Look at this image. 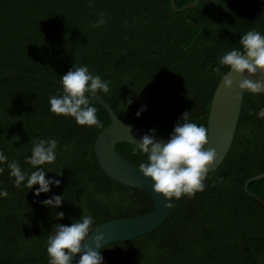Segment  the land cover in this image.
<instances>
[{
	"label": "trees",
	"instance_id": "trees-1",
	"mask_svg": "<svg viewBox=\"0 0 264 264\" xmlns=\"http://www.w3.org/2000/svg\"><path fill=\"white\" fill-rule=\"evenodd\" d=\"M100 12L107 23L93 28ZM253 28L264 33V0H200L182 12L171 0H0V77L21 71L60 82L73 65H87L109 82L110 92L97 96L119 118L167 139L185 111L208 128L221 80L215 69L229 70L218 57L241 48L240 36ZM60 94L61 87L24 77L0 83V151L31 172L26 157L33 141L57 138L56 161L41 167L51 171L46 178L61 181L37 197L39 185L14 187L6 163L0 165V188L8 192L0 198V264H48L46 242L57 223L91 214L96 228L154 207L147 192L114 181L97 161L94 144L111 123L108 111L92 99L103 127L80 126L49 111V97ZM260 107L264 94L246 93L231 149L209 173L205 190L173 198L157 229L103 246V264H264V205L251 194L264 200V178L244 190L249 178L264 172V120L255 115ZM132 149L117 145L131 162L146 160ZM54 194H63L62 206L45 207L42 201ZM60 211L63 219L56 218Z\"/></svg>",
	"mask_w": 264,
	"mask_h": 264
},
{
	"label": "clouds",
	"instance_id": "clouds-1",
	"mask_svg": "<svg viewBox=\"0 0 264 264\" xmlns=\"http://www.w3.org/2000/svg\"><path fill=\"white\" fill-rule=\"evenodd\" d=\"M106 23V14L100 12L92 27H101ZM239 44L241 48H233L218 57L219 65L226 66L239 75L245 72L256 75L260 70H264V33L255 28L250 29L240 36ZM215 72L220 73L224 88L231 90L234 80L220 72V67H217ZM60 85L62 94L49 97L50 112L74 118L80 126L103 127L97 116V108L92 105L91 100L100 92H110L108 81L103 80L99 74L92 73L87 65H73L61 76ZM237 87L253 95L264 94V81L254 82L245 78L238 82ZM144 110L142 107L136 113L137 117ZM255 115L264 120V107H260ZM127 128L130 131V128ZM155 131L149 129L152 135L142 136L139 145L133 144L132 149L133 155L139 153L146 156V160L140 162L138 168L145 178H150L153 182V191L162 194L168 202L173 198H191L197 192H203L207 186L205 181L209 178V168L217 159L216 149L208 146L209 129L203 124L193 122L190 111H185L166 140H157ZM58 144L57 138H37L33 141L31 155L26 157V162L35 169L34 171L23 170L16 159L9 160L2 151L0 165L6 163L9 176L14 178V187L31 190L34 185H39L33 193L38 197L42 193H49L51 186L59 187L61 183L55 177L46 178L47 173L51 171L41 167L56 161ZM3 171L4 168L0 167V173ZM56 174L62 175V172ZM7 196V190L0 188V198ZM64 200L63 194H54L43 200L42 204L48 208H60ZM56 218L63 219L64 212H58ZM96 223L91 214L81 215L70 225L57 223L46 242L48 264H103L104 258L100 251L103 234L95 236L94 248L84 243L96 230ZM77 254L79 259H73Z\"/></svg>",
	"mask_w": 264,
	"mask_h": 264
},
{
	"label": "water",
	"instance_id": "water-1",
	"mask_svg": "<svg viewBox=\"0 0 264 264\" xmlns=\"http://www.w3.org/2000/svg\"><path fill=\"white\" fill-rule=\"evenodd\" d=\"M199 2L200 0H194L183 7H178L176 0H171V7L175 12H182L188 8H195ZM225 74L234 80V85L231 90L225 89L223 81L220 80L211 99L208 116V146L216 149L217 159L210 166V172L216 171L225 160L235 138L243 98L248 93L247 90L242 91L237 87L238 82L245 78L254 82L257 80L264 81V70H260L256 75H249L247 72L239 75L230 70ZM13 77L43 81L62 88L60 82L56 80L21 71H12L3 75L0 77V83ZM92 99L100 103L108 111L111 118V123L98 134L94 144L95 155L101 169L114 181L141 189L147 192L154 200V207L147 213L112 219L99 224L84 243L94 248L95 236L103 234L102 248L110 243L135 239L157 229L168 217L171 201L168 202L163 198L162 194L155 193L152 188L153 182L150 178L143 176L138 168L139 165L131 162L117 151V145L120 142H127L138 146L142 136L145 134L152 135L149 133V129L139 124L122 120L99 96ZM127 127L130 128V131ZM154 135L157 140H166V138L157 132ZM262 178H264V172L249 178L245 182L244 190L248 191V186L252 181ZM251 194L264 205V200L259 195ZM244 248L246 251L250 250L247 242ZM250 256L253 257L251 253ZM73 259L78 260L79 254L73 257Z\"/></svg>",
	"mask_w": 264,
	"mask_h": 264
}]
</instances>
